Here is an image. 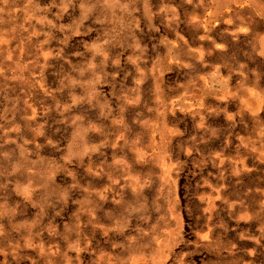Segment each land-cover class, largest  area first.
I'll return each instance as SVG.
<instances>
[{"label":"rangeland","instance_id":"374dc122","mask_svg":"<svg viewBox=\"0 0 264 264\" xmlns=\"http://www.w3.org/2000/svg\"><path fill=\"white\" fill-rule=\"evenodd\" d=\"M0 264H264V0H0Z\"/></svg>","mask_w":264,"mask_h":264}]
</instances>
